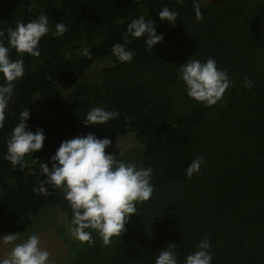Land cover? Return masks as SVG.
I'll list each match as a JSON object with an SVG mask.
<instances>
[{"label": "trees", "instance_id": "16d2710c", "mask_svg": "<svg viewBox=\"0 0 264 264\" xmlns=\"http://www.w3.org/2000/svg\"><path fill=\"white\" fill-rule=\"evenodd\" d=\"M7 0L0 3V30L40 15L49 19L41 54L24 59V76L15 82L4 127L0 129V229L21 235L36 215L59 206L71 222L63 192L49 186L37 191L46 162L61 142L94 132L113 146L134 134L142 145L123 159L152 167L153 197L137 204L126 231L105 246L93 231L94 244L65 234L67 264H155L161 249L176 243L180 264L207 236L212 264H264V0ZM179 12L175 25L160 21L164 6ZM144 15L164 40L148 49L145 38L131 39V62L104 68L98 83L80 82L99 58L112 54L128 37L127 24ZM58 22L67 24L54 37ZM7 43V41H5ZM87 49L89 56L83 55ZM213 57L231 81L221 100L208 106L189 98L180 64L191 57ZM250 81L252 86L246 87ZM2 82V81H0ZM40 94L46 108L36 105ZM104 106L120 116L103 126H85L84 116ZM31 113L28 126L43 128L42 150L26 155L21 170L4 159L6 143L19 113ZM203 157L191 179L186 168Z\"/></svg>", "mask_w": 264, "mask_h": 264}, {"label": "clouds", "instance_id": "9594fccd", "mask_svg": "<svg viewBox=\"0 0 264 264\" xmlns=\"http://www.w3.org/2000/svg\"><path fill=\"white\" fill-rule=\"evenodd\" d=\"M196 19H203L197 0H194ZM179 12L164 6L158 13L160 21L175 25ZM50 31L49 19L40 15L28 22L18 21L15 27H8L6 34L0 30V129L4 127L9 102L13 101L15 82L25 73L24 59H11L12 49L18 54L39 57L41 40ZM68 31L67 24L58 22L54 37L63 36ZM128 37L124 43H115L111 52L120 63L131 62L134 51L127 47L131 39L145 38L148 49L164 40V35L157 34L154 21L144 15L132 19L127 24ZM7 41V43H5ZM83 55L89 56L87 49ZM180 78L189 98L215 105L222 99L230 87V79L226 69H221L213 57L206 60L193 56L180 64ZM250 81L246 87H251ZM118 111L109 110L104 106L91 108L84 116L85 126H103L107 122L118 119ZM31 119L30 111L25 108L19 113V121L12 128L7 139L4 159L21 170L26 166V155L42 150L46 140L43 128L35 131L28 126ZM112 145L107 136L100 138L94 132L65 139L52 154L48 161L40 162V172L44 177L39 181L38 192L47 195L49 186L63 192L64 199L71 208V237L95 243L93 231L98 234L105 246L111 243L114 236H121L126 231V223L130 216L137 213V204L149 201L154 194L152 183V167H144L136 162L123 159V151L119 154L106 152ZM203 157H197L186 168V176L191 179L201 171ZM18 241V242H17ZM37 233L21 238L18 232L0 236V244H13L6 256H0V264H50L51 253L41 246ZM176 243H169L161 249L155 264H180L175 251ZM211 243L205 236L197 245V250L183 259V264H212Z\"/></svg>", "mask_w": 264, "mask_h": 264}, {"label": "rangeland", "instance_id": "374dc122", "mask_svg": "<svg viewBox=\"0 0 264 264\" xmlns=\"http://www.w3.org/2000/svg\"><path fill=\"white\" fill-rule=\"evenodd\" d=\"M7 0H0V3ZM209 1V0H204ZM118 61L112 54L99 58L93 64V66L79 77L80 82L98 83L102 79L103 70L105 67L112 65ZM40 94H35L36 105L39 108H46L44 101L41 99ZM142 145L136 139L134 134L128 136H122L118 139L113 146L115 154H119L120 149L123 151V155L138 149ZM73 227L72 223L67 219L66 213L59 207H47L40 211L34 218V223L23 232L20 237L26 238L31 233H37L41 239V246L46 248L50 253V264H67L70 259L69 245L64 240V235L70 233V229ZM0 229V236L5 235ZM18 242V241H17ZM13 244H0V256H6L13 247Z\"/></svg>", "mask_w": 264, "mask_h": 264}]
</instances>
